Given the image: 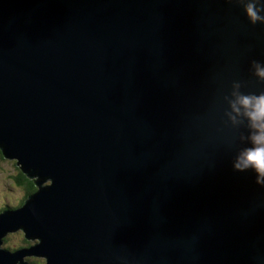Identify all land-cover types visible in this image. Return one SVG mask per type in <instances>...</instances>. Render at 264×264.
<instances>
[{
    "label": "water",
    "instance_id": "95a60500",
    "mask_svg": "<svg viewBox=\"0 0 264 264\" xmlns=\"http://www.w3.org/2000/svg\"><path fill=\"white\" fill-rule=\"evenodd\" d=\"M261 71L264 0H0V264H264Z\"/></svg>",
    "mask_w": 264,
    "mask_h": 264
},
{
    "label": "clouds",
    "instance_id": "9594fccd",
    "mask_svg": "<svg viewBox=\"0 0 264 264\" xmlns=\"http://www.w3.org/2000/svg\"><path fill=\"white\" fill-rule=\"evenodd\" d=\"M246 13L252 22L261 19L251 4L246 7ZM259 75L264 76V71H261ZM241 108L243 115L249 122L251 130L249 139L252 145L241 154L244 166H251L259 175H264V94L238 97L232 105V110L239 114ZM18 232L22 233L21 231ZM10 234L13 233L8 235Z\"/></svg>",
    "mask_w": 264,
    "mask_h": 264
},
{
    "label": "rangeland",
    "instance_id": "374dc122",
    "mask_svg": "<svg viewBox=\"0 0 264 264\" xmlns=\"http://www.w3.org/2000/svg\"><path fill=\"white\" fill-rule=\"evenodd\" d=\"M14 160L5 159L0 155V211L4 207H16L24 198V190L15 182V177L18 175L19 168ZM46 181L45 184H48ZM6 242H2L1 247L14 249L17 244L21 243L23 234L15 232L6 236ZM32 242V241H30ZM10 245V246H8ZM38 259V260H37ZM31 260H37L35 263ZM25 261L31 264H42L43 260L40 258H25Z\"/></svg>",
    "mask_w": 264,
    "mask_h": 264
},
{
    "label": "trees",
    "instance_id": "16d2710c",
    "mask_svg": "<svg viewBox=\"0 0 264 264\" xmlns=\"http://www.w3.org/2000/svg\"><path fill=\"white\" fill-rule=\"evenodd\" d=\"M0 155H1V152H0ZM15 182H16V184L18 186H21L22 187V189L24 190V193H25L24 198L20 201V203L18 204V206H16V207H19L20 205H23L24 204V201L26 200V198L36 190V187H35V184H34L33 180L30 179V178H28L26 176V174H24L20 169L18 171V175L15 177ZM4 208L5 209H7V208L9 209V208H12V207H4ZM19 234L21 235L20 232H19ZM6 240H7V238L4 237L3 238V242H6ZM29 244H31L30 241L26 240L25 238H22L21 243L19 245L17 244L16 245L17 246L16 248H19V247H22V246H26V245H29ZM8 246H10V245H8ZM6 249H9V248H6ZM37 260H31V261L32 262H34V261L36 262Z\"/></svg>",
    "mask_w": 264,
    "mask_h": 264
},
{
    "label": "bare ground",
    "instance_id": "6f19581e",
    "mask_svg": "<svg viewBox=\"0 0 264 264\" xmlns=\"http://www.w3.org/2000/svg\"><path fill=\"white\" fill-rule=\"evenodd\" d=\"M0 152H1V150H0Z\"/></svg>",
    "mask_w": 264,
    "mask_h": 264
}]
</instances>
